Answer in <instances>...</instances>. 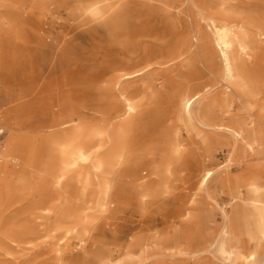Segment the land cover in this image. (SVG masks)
I'll return each mask as SVG.
<instances>
[{
  "label": "bare ground",
  "instance_id": "1",
  "mask_svg": "<svg viewBox=\"0 0 264 264\" xmlns=\"http://www.w3.org/2000/svg\"><path fill=\"white\" fill-rule=\"evenodd\" d=\"M76 2L64 42L94 44L26 101L39 134L0 144V257L27 252L3 264H264V0ZM67 4L0 0V42L41 10L52 47L44 18ZM15 101L0 86V126Z\"/></svg>",
  "mask_w": 264,
  "mask_h": 264
},
{
  "label": "rangeland",
  "instance_id": "2",
  "mask_svg": "<svg viewBox=\"0 0 264 264\" xmlns=\"http://www.w3.org/2000/svg\"><path fill=\"white\" fill-rule=\"evenodd\" d=\"M25 3V9L31 11V0H23ZM77 4L76 0H68L67 7L57 6L52 7L53 11H56L55 17L44 18V29L49 30L52 33L54 39V44L50 48L38 49L36 48L35 34L40 27V17L41 10H35L33 16L29 20L30 35L26 42H13L11 43H1L0 42V86L8 87L9 92H11L16 101L14 103L4 106L2 111H12L19 113L17 119V125L11 126L4 124L0 126V144L9 135L10 131L22 139H32L35 135L39 134L34 129V121L38 116H44L47 110L40 106H34L33 104H26L35 90L38 88H43L48 83L56 82L61 76V68H64L63 54H70L75 62H79L83 59V49H90L93 41L88 35H79L75 41V47L72 49L70 46L64 42V34L67 32L68 28L65 24L68 21V13ZM60 17V18H57ZM69 47V48H68ZM71 49V51H70ZM38 50V51H37ZM64 65V66H63ZM62 66V67H61ZM90 121H93L92 117H89ZM225 139V138H223ZM228 151H217L214 158L210 160V165L212 167L223 164ZM206 214L212 225L219 224L221 222V214L217 207L213 204L204 205ZM148 213L153 212V215L157 216V210L154 207H148L146 209ZM198 210L195 209V213ZM139 213L133 212L134 218H138ZM99 215L95 218H99ZM130 216V215H129ZM161 218V217H159ZM129 219V218H128ZM101 221L102 227L101 232H107L106 235L110 233L112 226L104 224L108 221L106 218L99 219ZM125 221V219H124ZM127 221V218H126ZM104 222V223H103ZM115 222V221H114ZM127 226L130 224L125 223ZM104 226V227H103ZM128 226V227H129ZM161 228L163 226L161 225ZM23 254H27L25 251H20L19 249L14 251L13 255L7 256L5 258L0 257V263H6L8 261H13L15 258L23 259Z\"/></svg>",
  "mask_w": 264,
  "mask_h": 264
}]
</instances>
